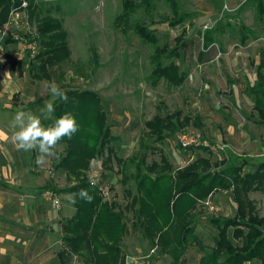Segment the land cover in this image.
Returning <instances> with one entry per match:
<instances>
[{"label":"rangeland","instance_id":"374dc122","mask_svg":"<svg viewBox=\"0 0 264 264\" xmlns=\"http://www.w3.org/2000/svg\"><path fill=\"white\" fill-rule=\"evenodd\" d=\"M124 1L34 0L33 8L38 17L51 13L53 18H61L67 56L35 79L30 74V64L34 60L30 58L29 49L24 48L25 29L22 27L14 32L18 39L8 44L6 40L11 37L2 38L0 25V59L8 61L7 67L0 65V77L19 73L24 93L31 99L37 98V116L41 112L39 100L51 97L49 84L52 81L62 90L96 92L111 134L118 138L114 144L116 154L124 160L138 150L141 133L147 131L145 123L170 116L175 124L171 137L163 144L157 143L156 150H148L132 173L140 169L142 175L150 173L152 177L162 172L174 175L199 158L210 162L214 169L222 165L229 153L243 160L253 159L240 165L242 176L254 171L264 160V125L258 122L250 94L258 71L264 73V68L259 69L264 61V15L259 14L257 1L148 0L143 4L142 0H128L131 10L127 20L117 26L116 19L127 9ZM224 4L228 5L227 11ZM27 15L29 18L28 10ZM22 25L26 26L24 22ZM35 25L29 20L28 34L36 31ZM139 28L155 37V45L142 40L136 32ZM208 30L212 31L213 41L205 46L204 35ZM156 48H165L161 62H172L177 68L175 74L184 77L179 86L163 79L156 81ZM8 50L11 52L6 55ZM38 51L39 47L37 54ZM20 57L24 67L17 70L20 66L14 59ZM3 87L0 81V96L5 99L8 94L2 93ZM18 96L13 94L10 104L15 105ZM34 104L24 105L23 111L34 113ZM5 115L1 114L0 120ZM181 134H199L208 142V150H182L178 140ZM55 149L58 153L62 151L61 147ZM31 154L37 192L49 200L48 206L54 209L53 197L45 196L52 190L43 189L52 185L56 191L63 192L54 195L62 203L60 208L68 204L71 196L63 190L76 182L66 181L63 174L53 171L54 155H45L43 162L37 163L41 155L38 149L31 150ZM163 157L168 159V167L161 163ZM109 166V171L104 170L98 161L92 160L85 177L89 181L97 176L102 185H107L109 198L101 196L102 201L115 204L116 211L122 214L128 232L119 245L121 256L124 260L128 255L135 256L138 264H172L171 257L163 253L160 246L152 247L137 227L130 205L131 194L137 193L135 180L139 177L124 179L116 162L111 161ZM243 190L238 191L244 209L264 220V183L258 186L254 182L247 193ZM238 205L233 189L218 190L198 205L194 224L196 240L177 264H195L210 253L217 233L208 217L232 218ZM61 217L64 223L70 219L64 220V214ZM61 248L62 244L57 254L55 251L52 264H61L58 258ZM65 264H83V260L72 255Z\"/></svg>","mask_w":264,"mask_h":264},{"label":"trees","instance_id":"16d2710c","mask_svg":"<svg viewBox=\"0 0 264 264\" xmlns=\"http://www.w3.org/2000/svg\"><path fill=\"white\" fill-rule=\"evenodd\" d=\"M28 1L29 20L36 24V41L39 47L36 58L30 64V74L37 79L49 67L67 56V44L61 30V18H53L51 13L38 17L33 8L34 0ZM142 1L143 4L148 2ZM256 1L258 12L262 16L264 0ZM124 2L127 9L116 19L117 26L126 22L131 10L130 1ZM19 6L20 0H0V25H4L12 9ZM136 32L144 42L155 45V37L144 28L136 29ZM211 37L212 31H206L205 46L212 43ZM27 39L31 41L30 37ZM6 42L10 44L16 41L8 38ZM164 52L165 48H156L154 52L156 81L163 79L171 85L179 86L184 77L175 74L177 68L172 62H161ZM260 64L259 69L264 68V61ZM260 71L257 81L250 88V94L253 97V108L258 114V122L264 125V73ZM63 91L67 94V101L58 98L54 102L55 111L48 118H40L41 123L48 126L63 113L70 112L78 127V131L70 139L64 137L57 143L56 147H61L62 151L58 153L54 149L56 161L52 165L53 171L63 174L66 181L76 182L63 190L71 196L74 214L62 225V248L58 253L61 264H65L72 255L81 258L83 264H124L119 245L128 229L121 212L116 211V205L104 203L98 187L92 186L86 179L85 174L92 160L98 161L108 171L111 169V161L116 162L124 179L139 177L135 180L137 193L131 194L130 205L137 227L152 247L160 246L161 251L171 257L172 264H177L188 246L196 240L194 224L198 205L206 202L218 190L233 189V195L239 204L236 215L232 218L208 217L217 233L214 247L195 264H264V220L244 209L238 191L244 188L243 191L247 193L254 182L258 186L264 183V160L255 166L254 171H248L243 176L240 165L253 159L243 160L231 153L221 166L217 165L214 169L210 162L199 158L174 175L162 172L152 177L150 173L142 175L140 169L132 173L135 164L142 162L148 150H156L157 143L163 144L171 137L174 120L166 115L164 120L145 123L147 131L141 133L138 150L124 160L116 154L114 144L118 138L111 134L107 125V115L99 95L92 90ZM197 119L199 121V117ZM200 148L208 150L206 147ZM161 163L165 167L169 166L166 157L161 159ZM43 189L52 190L54 195L63 193L56 191L52 185ZM81 189H86L93 196L91 203L76 195Z\"/></svg>","mask_w":264,"mask_h":264},{"label":"crops","instance_id":"0c3cea01","mask_svg":"<svg viewBox=\"0 0 264 264\" xmlns=\"http://www.w3.org/2000/svg\"><path fill=\"white\" fill-rule=\"evenodd\" d=\"M10 52L8 50L6 55ZM14 61L20 66L17 70L24 67L22 57ZM6 63L0 59V65ZM14 74L0 77L5 86L2 93L8 94L5 99L0 96V115L6 114L0 120V264H52L55 251L57 254L62 244L61 214L66 217L64 220L71 218L74 208L71 200L59 210L48 206L50 201L37 192L31 151L18 150L12 142L10 124L15 114L30 102L35 103L34 114L37 115V98H32V102L22 89L23 78L19 73ZM15 93L19 96L13 105L11 96ZM49 99L51 97L40 99L38 108L44 107ZM44 116L40 112L39 117Z\"/></svg>","mask_w":264,"mask_h":264},{"label":"clouds","instance_id":"9594fccd","mask_svg":"<svg viewBox=\"0 0 264 264\" xmlns=\"http://www.w3.org/2000/svg\"><path fill=\"white\" fill-rule=\"evenodd\" d=\"M224 10H228V5H223ZM49 91L51 99L44 102V107L40 109L41 113L48 118L54 111V102L57 98L67 101V94L55 81L50 82ZM11 139L18 150L31 151L38 149L40 156L37 157V163L44 160V156H52L55 154L54 149L57 143L64 137L69 139L78 131L76 119L70 112H65L58 118L54 119L51 125L45 126L41 123V119L34 113L18 111L11 124ZM92 184L95 181L91 182ZM78 195L86 202L91 203L93 196L89 195L86 189H81ZM75 200H73V203ZM124 264H138L137 257L128 255L125 257Z\"/></svg>","mask_w":264,"mask_h":264},{"label":"built area","instance_id":"2783aa9c","mask_svg":"<svg viewBox=\"0 0 264 264\" xmlns=\"http://www.w3.org/2000/svg\"><path fill=\"white\" fill-rule=\"evenodd\" d=\"M27 9H28L27 0H22V3L18 8L12 9L7 22L4 25H2L1 36L2 38L11 37L9 39L16 41L18 39V36L17 34H14V32L20 31L21 28L23 27V29H25L24 30L25 34H27V37L25 38L26 44L24 45V48H26L27 50L29 49L28 51L30 53V58L34 60L37 56V47H38L36 41L37 34L36 32H33L32 34L30 33L28 34L27 29L29 27L28 26L29 18L27 15ZM23 22L24 25L26 26L22 25ZM28 37L31 38L30 42L27 39ZM178 140H179L180 148L186 152L200 147H206V148L209 147L208 142L205 139H203L199 134H193V135L181 134ZM89 181L90 183L92 181H95L94 184L91 183V185L95 187H97V184H99L98 189L101 196L104 199L109 198L110 188L107 185H102L101 181L98 179L97 176H94V178L89 179ZM45 196L49 197L50 199L51 197H53L55 208L57 209L60 208V202L58 199L54 198L55 196L52 192H46Z\"/></svg>","mask_w":264,"mask_h":264}]
</instances>
